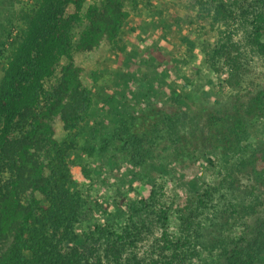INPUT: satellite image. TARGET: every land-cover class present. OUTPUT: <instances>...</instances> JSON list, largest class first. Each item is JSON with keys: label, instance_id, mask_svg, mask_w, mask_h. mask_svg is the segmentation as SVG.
<instances>
[{"label": "trees", "instance_id": "16d2710c", "mask_svg": "<svg viewBox=\"0 0 264 264\" xmlns=\"http://www.w3.org/2000/svg\"><path fill=\"white\" fill-rule=\"evenodd\" d=\"M129 1L140 2L74 0L72 12L47 25L27 21L13 54L0 51L8 64L0 80V264H264V130L253 137L264 119V77L253 80V56L264 57V0H199L219 28L207 62L227 69L229 91L199 105L173 88L170 107L119 111L99 148L119 149L135 168L169 151L186 164L201 151L212 155L211 179L171 204L156 188L125 209L104 203L106 221L84 223L88 201L69 157L94 98L74 53L116 44ZM148 237L152 249L142 255Z\"/></svg>", "mask_w": 264, "mask_h": 264}, {"label": "rangeland", "instance_id": "374dc122", "mask_svg": "<svg viewBox=\"0 0 264 264\" xmlns=\"http://www.w3.org/2000/svg\"><path fill=\"white\" fill-rule=\"evenodd\" d=\"M73 1L37 0L26 6L21 0H0V51L13 54V41L23 34L27 21L47 25L54 15L72 12ZM99 1L85 0L83 5ZM139 1L137 5L127 2L129 16L116 44L104 40L92 51L74 53L75 63L83 69L82 80L94 98L90 119L78 133L76 149L69 157L74 180L88 201L85 224L106 221L99 212L104 203L112 210L118 203L125 209V203L146 198L155 188L162 193L159 200L163 204L183 201L193 197L195 187L206 184L214 173L208 160L212 155L201 151H194L186 164L169 151L157 163L140 168L133 167L119 149L99 151L105 131L114 128L119 111H142L151 104L170 107L168 96L173 88L187 91L190 101L199 105L230 90L227 69L215 71L207 62L219 28L199 0ZM7 65V60H0V80ZM260 77H264V57L253 56V80L259 82ZM53 124L58 140L67 139L58 117ZM260 129L264 130V119L253 126V137H260L256 133ZM125 220L120 215L115 222L122 225ZM151 241L148 237L141 244L142 255L150 254Z\"/></svg>", "mask_w": 264, "mask_h": 264}, {"label": "built area", "instance_id": "2783aa9c", "mask_svg": "<svg viewBox=\"0 0 264 264\" xmlns=\"http://www.w3.org/2000/svg\"><path fill=\"white\" fill-rule=\"evenodd\" d=\"M21 1L26 6H33V5H35L37 0H21Z\"/></svg>", "mask_w": 264, "mask_h": 264}]
</instances>
